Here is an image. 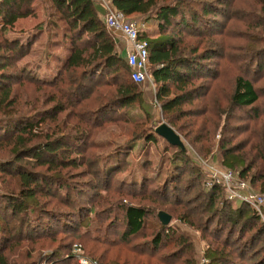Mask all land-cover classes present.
Segmentation results:
<instances>
[{"label": "trees", "instance_id": "obj_1", "mask_svg": "<svg viewBox=\"0 0 264 264\" xmlns=\"http://www.w3.org/2000/svg\"><path fill=\"white\" fill-rule=\"evenodd\" d=\"M35 1L0 0V264H40L47 259L60 264L77 261L72 255L63 258L62 254L70 250L71 238L80 228L89 227V215L58 209L71 207V193H83L74 175L84 173L87 177L89 167H105L100 177L107 185L123 156L135 149L137 141L143 142L135 151L137 154L146 142H156L157 134L152 126H147L149 122L153 124L156 108L172 128L185 132L186 136L192 133L191 120L204 113L203 108L194 106L201 96L198 80L207 79L204 80L207 94L217 95L216 90L223 89L209 84L218 81V68L213 60L222 55V44L214 38L213 23H217L216 17L225 16L233 0H108L125 16L147 23V34L141 31L140 37L148 42L149 74L154 82L156 103L154 99L147 101L142 89L131 79L126 57L118 52L115 39L104 24L105 9L95 0H46L50 11L48 23L60 27L62 38L71 43L66 45L68 54L62 59L47 52L29 66L20 62L30 52L36 36L23 41L10 38L7 31L18 18L34 15ZM260 2L259 16L251 24L264 35L261 23H264V0ZM229 16L232 18L233 13ZM209 28L214 30L206 34ZM204 33L208 46L202 48L200 38ZM193 37L198 40L191 41ZM250 42L246 53L250 59L248 66L254 64L256 71L261 72L264 41L257 46ZM49 60L55 64L50 65ZM59 63L61 66L57 68ZM101 86L104 88L96 90ZM20 88L26 92L19 91ZM263 91L264 87L256 86L255 81L237 75L227 103L222 106L218 99L215 101L214 115L218 120L214 125H218L222 116L238 109L253 108V119L258 120L261 112L256 105ZM132 107L141 112L143 120L128 115ZM109 116L108 121L118 124L128 140L110 153L100 154L95 151L98 146L93 132L100 130ZM191 142L197 146L196 134ZM229 143L221 141V167L236 173L258 192H264V143L256 148L259 159L253 160L248 158L249 152H238V146ZM168 145L167 151H172L167 166L171 182L192 172L201 183L203 174L193 165L192 149ZM88 150H94L90 160L85 158ZM116 156L121 157V162L113 168L108 163ZM82 165H86L82 172L72 171ZM97 171L101 173L98 168ZM170 177L163 178V189ZM144 182L148 183L147 179ZM84 185L88 189L98 187L92 180ZM231 200L224 197L223 186L213 184L189 198L187 204H196H191L192 208L184 211L180 219L191 224L187 217L199 211L201 218L197 223L201 227L197 228L204 238L212 241L226 232L227 242L236 233L240 242L245 243L244 234L252 230L254 234H248L253 235L251 241L262 240L264 222L246 202ZM149 212L145 206H123L124 237L138 236ZM155 220L159 229L150 241L153 253L169 245L175 248L160 255L153 264H196L193 256H187L193 250L189 238L171 225L161 224L157 213ZM221 222L230 228L226 230ZM60 233L67 242L57 246L50 257L41 256L43 239H52ZM212 245L209 243L203 253L205 264L234 263L232 251L228 248L226 252L224 243L221 247ZM244 252L239 256L243 257ZM19 256L21 259H17Z\"/></svg>", "mask_w": 264, "mask_h": 264}, {"label": "rangeland", "instance_id": "obj_2", "mask_svg": "<svg viewBox=\"0 0 264 264\" xmlns=\"http://www.w3.org/2000/svg\"><path fill=\"white\" fill-rule=\"evenodd\" d=\"M260 1L261 0H233L225 16L216 17L217 21L215 22L217 23H213L216 25L215 31L213 32L214 29L209 28L206 34L215 33L214 38L218 40L217 43L222 44V55L213 60V65L218 68V81H209V84L219 85L223 89H217V95H211V93L207 94L205 93L206 89L204 87V82L207 84V81L204 80L207 79L203 77L201 80H198L197 86H199L198 91H201V96L194 101V106L203 108L204 113H201L202 115L200 117L195 116L191 120L190 127L192 128V133L189 134V136H186L185 132L177 131L173 128L180 136L185 146L193 150H202H194V152L198 156L207 159L209 164L214 166L213 168L221 167L220 144L222 140H229V145L238 146V152H249L248 158L252 160L255 158L259 159V152L256 148L264 143V91L260 94L259 101L256 105L261 112V117L258 120L253 119V108H247L245 110L238 109L235 113L224 115V118L222 116V120L220 119L218 121V125H214L216 120H218L214 115V109L216 108L215 101L218 99L222 106L227 103L226 100L231 92L233 80L237 75L255 81L256 86L264 87V74L260 75L264 70L258 72L254 64L248 66V61L250 59L247 58L246 54L247 50L251 47L250 41L254 42V46L261 45L264 41V35L259 34L257 27L251 24L252 20H257L255 16H259V10H261L262 7ZM48 6L49 3L46 0H36L33 3L34 15L18 18L7 31L10 38H19L23 41L30 40L33 35L36 36L30 52L20 61L23 63L25 62L24 65L29 66L31 63L34 64L35 61L41 59L47 52H53L61 56L62 59L68 54L66 45H70L71 43L69 39L62 38L60 27L48 23L47 15L50 12L47 10ZM232 13L233 17H228V14ZM41 21H45L46 23H42V27L38 30L35 29L36 25ZM139 21L143 23L141 19ZM261 23L264 25L263 21ZM144 24V26H146L147 23ZM143 29L142 34H145L147 27ZM206 34L204 33V35L201 36L202 38H200L203 40L201 43L202 48L206 45L208 46ZM190 40L195 41L198 39L193 37V39ZM261 62L264 66V58H262ZM52 64L55 63L50 62V65ZM56 66L58 68L61 64H56ZM46 73H48V70ZM254 76L255 78L258 76L260 79H253ZM145 84L148 85V82H143L139 87L143 89ZM14 86H17V84H14ZM102 88L104 87H97L96 90ZM19 91L26 92V90L22 88H20ZM143 95L146 99H151L150 91H143ZM128 115L136 120H143L141 112H139L136 107L129 109ZM110 118L111 116L105 118V124L103 123L102 128L93 132V137L96 138L95 140H97L98 146V150L95 149V151H98L100 154L110 153L115 146L127 144L128 139L123 135L118 124L108 121ZM153 118V124L155 125L149 122L147 124L148 128L152 126L154 129L160 123H166L161 112L157 108L153 112ZM227 118L228 120L225 121ZM194 134H196L197 146L191 142V137ZM157 136L156 142H146L139 154L135 151L138 150V146H141L143 142L137 141L135 143V149L123 156L119 169L111 174V178L105 186L104 182L106 181L103 177H100L105 167H89L90 175L87 177L84 173L74 175V181L78 182V188H83V193H71V207L62 206L57 208L63 211L68 210L66 212L79 211L84 216L88 213L89 227H81L79 232L71 238V248L70 250H64L65 252L62 254L63 258L68 257V255L74 256L72 246L77 243L82 248V256L86 257L92 263L135 264L140 262L146 264L147 262H151L153 264L160 255L162 256V254H166L175 248L169 245L167 248H160L154 253L151 250L150 241L155 232L159 229L155 222V213L162 210L172 216L169 225H171L172 228H176L179 234H185L189 238L193 250H191L190 254L187 256H193L196 264H205L203 253L209 243L219 247L224 243L226 252H229L231 249L233 264H264V238H262V240L260 239L261 241L256 240L253 243L251 241L253 235H248L251 233L254 234L253 230L252 232L244 234L246 236L244 237L246 238L245 243L242 241V243L240 242L236 233H234L235 237H229V241L227 242L225 240L227 238L226 232L219 234V237L212 241V238H204L201 231L197 228V226H200L197 223L199 216L201 218V213H199V211L197 214L191 213L190 217H187L191 224L180 219L184 211L188 208H192L191 204H196H187L189 198L196 196V194L203 189H209L205 187V183L210 181L209 171L211 170L209 169V171H207L198 167L194 161V154L190 150L194 167L200 169L203 174L202 182L200 183L197 175H194L192 172L184 173L177 180L171 182L172 177L167 173L170 171V168L167 169V166L169 165L168 158L171 156L172 151H167L169 149L168 143L164 138L159 135ZM7 150L8 149L5 151ZM91 152H94V150H88L85 155L86 159H91ZM120 158V156H116L108 165L113 167L114 164L120 163ZM85 166L86 165H82L77 169H72V171L82 172ZM97 168L100 169V174ZM94 172L95 175L93 174ZM164 176L170 177L168 179L169 186L166 185L165 189H163L162 183L163 178L165 179ZM145 179H147L148 183L144 182ZM87 180H92L98 187L88 189V186H83ZM215 182L214 184L223 186L219 181ZM249 187L252 190H256L250 185ZM224 197L230 200L225 188ZM128 205L145 206V208L151 212L148 213L144 228L140 234L135 237L127 238L123 235V206ZM221 223H224V228H226V230L230 228L225 222ZM237 230H239V226ZM62 234L63 233L55 235L52 239H43L42 249L44 250L40 252L41 256L48 254V257H50L57 246H61L67 242V239L62 237ZM134 250L136 252H134ZM244 250L245 255L240 257V253ZM74 258L76 259L75 256ZM17 259H21V257L19 256ZM54 260L55 259H47L40 264H60L59 261ZM67 264H78V261L70 260Z\"/></svg>", "mask_w": 264, "mask_h": 264}, {"label": "built area", "instance_id": "obj_3", "mask_svg": "<svg viewBox=\"0 0 264 264\" xmlns=\"http://www.w3.org/2000/svg\"><path fill=\"white\" fill-rule=\"evenodd\" d=\"M101 5L105 12L103 16L104 24L110 31H117L129 42V49L126 53V61L131 68V79L138 85L147 81L155 92L154 82L149 74L148 62V42L140 37L144 24L138 19L125 16L120 10L111 6L108 0H101ZM154 103L156 100L154 99ZM194 154L195 164L203 170L210 172V181L205 183V187L210 188L212 184L219 181L228 192L229 199L246 202L264 222V192L250 189L245 180L240 179L236 173L230 169L210 165L208 160ZM72 252L79 264H97L90 262L82 256V248L79 244L72 246Z\"/></svg>", "mask_w": 264, "mask_h": 264}, {"label": "water", "instance_id": "obj_4", "mask_svg": "<svg viewBox=\"0 0 264 264\" xmlns=\"http://www.w3.org/2000/svg\"><path fill=\"white\" fill-rule=\"evenodd\" d=\"M154 131L157 135L164 138L168 143L172 145H177L182 149L185 148L180 136L167 123H160L154 128ZM157 217L163 225H168L172 219V216L170 214L162 210L157 211Z\"/></svg>", "mask_w": 264, "mask_h": 264}, {"label": "crops", "instance_id": "obj_5", "mask_svg": "<svg viewBox=\"0 0 264 264\" xmlns=\"http://www.w3.org/2000/svg\"><path fill=\"white\" fill-rule=\"evenodd\" d=\"M95 1L100 3L101 0H95ZM110 32L112 33V36L115 39V43H116V47H117L118 52H120L123 55V57H126L127 50L129 49V42L127 40H125V38L121 35V33L117 32V31H110ZM143 89H142V91H150L151 99L148 100L144 97L147 101H151V100L155 99V92L149 83H148V85L145 84V86H143Z\"/></svg>", "mask_w": 264, "mask_h": 264}]
</instances>
